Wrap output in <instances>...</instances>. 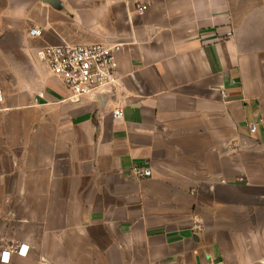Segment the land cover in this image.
<instances>
[{"label":"crops","instance_id":"0c3cea01","mask_svg":"<svg viewBox=\"0 0 264 264\" xmlns=\"http://www.w3.org/2000/svg\"><path fill=\"white\" fill-rule=\"evenodd\" d=\"M101 42L73 102L38 52ZM0 89V264H264V0H0Z\"/></svg>","mask_w":264,"mask_h":264},{"label":"built area","instance_id":"2783aa9c","mask_svg":"<svg viewBox=\"0 0 264 264\" xmlns=\"http://www.w3.org/2000/svg\"><path fill=\"white\" fill-rule=\"evenodd\" d=\"M147 10L148 6H138L137 12L139 15H144ZM29 35L33 38H41L43 30L32 28ZM228 36L232 37L233 33L230 32ZM122 50L123 44L104 42L45 46L38 52V57L70 94L69 99L73 102H80L84 97L110 91L117 87L120 80L117 57ZM222 94L226 96L224 91ZM3 102L4 93L0 89V104ZM123 115V111L119 109L114 113V118L120 119ZM258 126L256 122L251 123L250 131L256 133ZM132 175L138 180H143L151 177L153 172L149 168L135 166L132 169ZM12 252L26 257L29 247L19 245L14 247ZM12 252H2L1 262L9 264Z\"/></svg>","mask_w":264,"mask_h":264}]
</instances>
